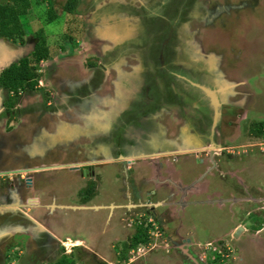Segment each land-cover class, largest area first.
I'll use <instances>...</instances> for the list:
<instances>
[{"label":"crops","instance_id":"1","mask_svg":"<svg viewBox=\"0 0 264 264\" xmlns=\"http://www.w3.org/2000/svg\"><path fill=\"white\" fill-rule=\"evenodd\" d=\"M84 1L88 3L87 0ZM90 1L89 5L93 3L96 7V13L88 17V21L91 23L90 26H94L95 29L101 27L97 29V31L101 30V34L96 37L94 43L97 46L103 41L104 44V46H97L96 48L100 51L96 50V54H91V56L100 57L102 56L101 51H104L105 55L103 58L101 57V61H96L92 58L90 60L86 59L85 63H82L70 59L68 62L58 61L57 64L54 63L51 67H47L44 70L42 68L41 79L46 83L48 90L45 95L49 100L52 96L51 103H53L45 108H42V103H36L37 98L41 99L39 96L41 93L36 95L35 92H30L28 96H24L22 100L19 99L20 101H18L20 103L22 101L26 102V106L17 110H14V108L13 114H11L8 112L7 106L4 105L3 92L0 94V184L6 179V183L9 182L10 187L7 189L8 185L2 186L0 193H10V196L13 197L9 198V200L2 198L0 213L2 215L9 210H14L15 212L18 211L19 207L23 206L24 219L27 221L26 224L19 223L18 225H15V222H11L9 225L0 224V244L5 243V245H8L15 240L23 244L19 247L21 250L20 254L16 251H13L11 255L9 254V259H14L18 264L21 261L23 264H29L28 261H31L32 264H54L63 255L70 256L73 253H67L69 251L62 253L63 251L59 244L64 246L66 243L80 247V251L82 250L83 252L84 250L86 252L91 251L101 260L99 263L92 262L93 260L89 261L85 257L84 263L87 260V264H180V261L184 264H209L208 245L217 239L231 238L239 223L233 221L231 228L217 232L214 236L215 238L206 237L203 239L199 237L196 231L197 226L193 222V216L190 215L191 209L199 205H205L209 208L216 205L218 210H223V207H229L233 211L236 205L238 209L242 208V204H245L242 201H263L264 197L262 194H254L247 183H240L245 184V187L238 192L228 191L226 184L220 187L216 183L215 177H220L221 175H218V173H223L222 170H219V167L223 168L221 163L224 161V159H221V157L223 158L221 154L223 151L221 152V150L227 146L223 145L222 140H220L219 143L212 145V147L216 146L217 149L213 151L210 159H197L191 152L195 148L193 152L203 146L200 143L202 142L200 140L201 137L195 133L192 124L187 119H183L181 123L180 118H177L173 110L175 107H171L170 105L172 104L165 100L163 102L153 101L148 106L140 107V111L144 113H153L150 119L153 120L154 125L159 123L160 128L159 126L157 128L153 126L150 130L141 132L139 129L140 124L138 123L134 127L136 132L130 133V136H125L123 131L114 129L115 123L119 121L118 118L122 116L128 107H132L136 100L144 98L146 95L149 96L150 86L158 88L159 85V89L169 98L172 91L176 92L177 95L183 94L185 90L182 85L178 86L177 90L176 84H181L182 80L185 79L186 73L180 65L172 64L165 60L164 56L167 55V50L163 43H160V37L151 48H149V44H146V48H143V42L136 40L139 37H129L130 39L127 37L126 40H122L123 43H126V46L131 47V45H134L135 49L133 51L139 48V52L141 51L142 54L140 60L126 57L120 58L121 61L118 62L115 61L116 58L109 59L107 57L109 53L112 54L115 51V45L113 46L110 42L113 38H105L106 34L102 31H106L107 28H110V33H113L111 31L118 28L127 32L134 31L132 29L134 26L136 27L134 21L139 20L140 26L137 28L138 30L144 26H149L157 32L160 25H155V21L160 20L163 22V20L167 19V14L170 13L164 8L160 10L156 7V5H166L165 0L160 3H150L148 0ZM177 1L175 0L174 3L176 4ZM183 3L181 4L183 5ZM172 12L174 14L171 15L170 13V16H172L171 21L174 22L177 12L175 10H172ZM174 24L172 23L170 26L173 27ZM116 41L118 40L116 39ZM106 45L108 46L106 47ZM51 50L49 49L50 54L54 52ZM129 51L131 49L125 52ZM132 52H129V54ZM56 58L58 57L50 56L47 59L55 61L57 60ZM150 58L155 63L150 62L148 60ZM90 65L93 67L97 66L94 68L99 73L94 72L91 75L92 71L89 68L92 66ZM149 71L152 74L154 73L151 75L152 78H149ZM224 75L228 81L230 75ZM164 78L165 85L162 86ZM153 79L158 85H154ZM210 81L208 86L203 87V91L208 93L210 98L217 100L218 92H220L225 100H231L235 106H238L237 101H234L237 98L234 97L235 94H228L232 92H227V88H229L227 84H221L219 79L214 76ZM4 92L6 93V91ZM216 93L217 95H215ZM218 98L220 99L219 95ZM213 104L211 101L210 107L204 109L211 110ZM194 105V108H199L197 102ZM115 108L117 111L114 110ZM6 110L9 114L6 117H2V112ZM217 110L221 112L220 105L217 106ZM188 114L194 116L192 113L188 112ZM210 116L215 118L216 115L214 113ZM195 117L198 118L199 116L196 115ZM217 117L221 120V117ZM20 121L21 123H19ZM161 125L168 126L166 132V129L161 128ZM237 130L238 135L236 138L227 137V139L229 138L228 140H234L230 145L241 146L240 141L242 140L240 137L242 133L240 127ZM95 138H98V140H95ZM124 139L131 141L133 147H137V142L149 143L156 151L151 153H136L135 151L134 154L128 157L121 155L118 157L122 159H115L106 143L111 141L115 143L118 140L124 141ZM257 140L258 138L249 140V143L252 145L257 144ZM24 147H27L28 150H26L28 152H26ZM87 148L100 151L97 158L104 160H100L97 164L103 162L112 164L104 170L96 168V178L90 183L92 186L89 193L91 195L99 193L102 196L95 197L90 202H79V199L86 194V191L81 193L83 188L90 187L84 176L77 175L76 179H71L74 180L73 182L67 184L58 183L61 191H57V186L54 191H49V187H46L48 191L40 192L33 181L28 185L20 181V178H17V174H15L18 171L22 172L20 170L22 168H19L20 164L25 163V160L30 163L31 159H36L38 155L45 153L42 159L46 157L51 159V156L56 157V155L60 157V154L64 157L63 159H86V154L83 152ZM65 149L69 151L67 154L63 152ZM181 150L189 151L190 154L189 152L185 154ZM71 151L74 152V156H67ZM172 152L179 154L178 159L173 160V165L169 158L162 160L165 164L159 161L160 155H169ZM26 153L28 154L27 157ZM97 158L93 157L92 159ZM10 159L18 160H15L16 163L12 165ZM121 160L127 163L125 168L121 166V163H112L121 162ZM157 164L158 168L155 167ZM73 165L84 164L70 162L68 166L73 167ZM113 166H118L119 172L123 173L124 176L127 169L132 168L133 173L126 175L127 177H122L121 174L112 172L111 168ZM31 168L27 167L26 169ZM31 171H27V173H31ZM25 173L26 171L22 172L23 177H27L28 174ZM119 177L122 178L120 186L118 185ZM177 185L183 188H179ZM213 185H217L218 188L214 187L215 189H211ZM175 188L176 190H173ZM258 189L261 192L264 191V188L262 189L260 186ZM154 190L156 191L155 194L153 193ZM129 191H133V194L129 193ZM22 194L27 197L26 201L23 200ZM77 195L79 196L77 197ZM29 197L33 200H29ZM214 202H217V204ZM66 209L67 211L72 209L71 213L73 212L77 216L83 215V218L90 214L88 218L98 219V223L102 226L101 229H98L96 224V226L89 223L83 226L80 225V228L78 227L76 230L79 232V238H74L78 234L77 232H71L74 237H68V241L65 243L63 235L68 233L69 230L65 231L66 220L64 215L61 217V214ZM154 212H157L158 215H150ZM15 214L17 213L13 215ZM142 216H146L149 221L152 217L158 222L163 220L166 224H170L168 225L169 227H172L173 224L171 225V223L173 222L174 226L172 229L175 236L172 237L171 235L165 236L166 239L165 237L163 238V230L164 232L166 231V227H163L162 232L150 235L151 240L158 241L156 245L147 247L143 251H138L137 248L136 252L131 247L126 254L129 258L126 261H122L121 254L118 252L112 253L115 247L114 243L124 239L123 241L127 242L126 244H130L133 240L132 234L125 233V231L130 227L140 226L139 221ZM27 217H32L35 221H38L40 226L46 225L48 231V234H45L48 237L46 241L40 240L41 237L38 233L42 231L39 226L33 224ZM235 218L237 217H234V220ZM120 224L125 227L122 228V232ZM113 228H115L114 232L118 237L111 242L110 258L107 259L101 254L105 245L103 240L109 231L113 232ZM148 231L150 232V229ZM120 233L123 234L122 237H119ZM162 239L164 243L159 242ZM168 243L172 246L167 247ZM88 245L94 248L90 249ZM141 245L142 243L138 247ZM4 248H0V264L9 260L8 256L4 255L8 248H5L6 250ZM204 248L205 251L203 252L202 249ZM75 254H79L78 249L73 255L75 256Z\"/></svg>","mask_w":264,"mask_h":264},{"label":"rangeland","instance_id":"2","mask_svg":"<svg viewBox=\"0 0 264 264\" xmlns=\"http://www.w3.org/2000/svg\"><path fill=\"white\" fill-rule=\"evenodd\" d=\"M68 1L69 0H34L33 3L32 0V4L28 10V13L26 14L27 16L25 15L22 19L23 22H21V25L23 29L27 31V34H25L23 39L18 38L16 39V41H13L9 38L10 42L15 46H29L33 44V48L29 50L28 54H24L31 59L34 57L33 53L37 48H39V44L41 43L42 46L46 48V50L48 48L54 51L50 54V56H57V60L52 61V59H44L45 63L44 60L40 61L38 63V66L40 67H38V70H40L41 68H43V70L47 69V67H51L54 63L57 64L58 61L68 62L70 59L82 63H85L86 59L90 60L92 58L93 60L101 61V57L103 58V56L105 55L104 51H101L102 56H91V54H96V50H99L98 48H96L97 46H104L103 41H101V43H99V45L97 46L94 43L96 37H99L98 35L101 34V30L97 31V29L101 27L95 29L94 26H90L91 23L90 21H88V17L96 13L95 5L93 3L92 5H89L91 3L90 0H87L88 3L84 0H77L72 9L70 8V10H65V6L68 4ZM161 1L162 0H148V2L150 3H160ZM165 1L166 5H156V7L160 10L164 8L169 12L171 11L170 4L172 0ZM193 1H177V5L178 7H181L180 9L182 12V14H180V17L183 19L188 18L189 20L188 22L183 23V25L180 26V29L178 28L179 26L175 28L177 37L175 36V38H173L171 42L173 46L171 50L173 51L174 48H177V50L179 51L183 49L186 50V52L183 51L180 53L178 51L179 56L177 60L182 61L183 63L185 62V68L189 67V65H191V63H193L194 61L196 62L195 59L197 58L199 59L198 61L204 62V66L207 69V72L204 68V74H206L203 75L202 79L204 81L211 82V78L213 76L216 77L217 79H219L221 84H227L229 86V88H227V92L229 91L232 93L228 94H235L234 97L237 98H235L234 101H237V108L241 109V107L243 108L244 106L245 108H248L247 117L242 121V118L237 116L236 120L238 122L236 121V124L234 123L235 120L232 122L230 118H222V120L224 119V122H220V124L223 125L219 127L222 136V139L220 140H222L223 145L227 147H224V149L221 150V152L223 151V158L221 157V159H224L225 162L223 161V163H221L223 168L219 167V170H222L223 173H218V175L221 176L215 177V181L219 184L220 187L226 184L228 191L231 190L237 192L243 190L245 187V184L240 183H247L249 184L254 194H262L264 197V191L261 192V190L258 189L259 186L262 189L264 188V0H246L245 3H242L244 0H208L209 2L211 1V5H213L214 8L211 10V12L216 15L219 20L212 22V25H210L209 27H205L203 31H198V23L194 24V22H192L193 14L195 12H198ZM182 2H184L183 5L181 4ZM226 10L228 11V13L226 12ZM170 13L171 15L174 14L172 11ZM170 13L167 14L169 20H171L172 17L170 16ZM56 14H59L60 16L58 17L56 16ZM134 22L136 25V27L134 26V28H132L134 31L127 32L126 30H121L120 28L111 31L113 33L109 32L110 28H107L106 31H102L104 32V34H106L105 38H113L110 42L113 46L115 45V51L113 50L114 52H112V54L109 53L107 55L109 59L116 58L115 61L118 62L121 61L120 58L126 57L140 60L142 54L141 51L139 52V48H136V51H133L135 49V46H126V43H123V41L126 40L127 37L128 39H130L129 37H139L136 40H138V42H143V48H146V44H149V48H151L154 44L157 43L159 37L161 39L160 43L162 44L168 30L171 28L168 23L162 24L160 20H157L155 21V25H160L157 32L152 30L149 26H144L140 30H138L137 28H139L140 26V21L135 20ZM168 22L170 23L171 21ZM172 23L173 22H171L170 24ZM38 32L39 34H41V36L37 34ZM155 33L156 35L154 36ZM42 38L47 39L45 40V44L43 42L44 39ZM116 39L118 41H116ZM31 41L32 43L29 44L28 42ZM107 46L108 45H106V47ZM130 49L131 51L129 52L133 51L132 53L129 54V52H125ZM148 60L152 63H155V61L151 58ZM16 61L17 60H15L14 62ZM102 62L105 63L104 61ZM42 64L43 66H41ZM94 67L92 66L91 68H89V70L92 71L91 75H93L94 72H97ZM148 74L149 78H152L151 75H153L154 73L152 74V72L150 73L149 71ZM224 74L230 75L228 81L226 80ZM164 80L165 78L163 79L162 86L165 85ZM230 81L234 83H231ZM153 82L154 85H158L156 84L154 79ZM37 85H39V83ZM44 85L45 86H42L41 88H38L36 86L33 90H29L28 88H20L18 90V96L15 93H11L8 98L14 101V106L9 107V101L6 104L8 112L11 113L10 109L15 108L14 110H17L22 107L24 108L26 106V102L22 101V103H20L18 101L22 100L24 96H28L30 92H35L36 95H38L37 93H41L39 95L41 99L37 98L36 103H42V108L52 105V96L50 97V100L47 99L45 93H48V90L46 88V83H44ZM180 85L181 84H176L177 90L178 86ZM149 88V97L152 99V102H163L165 100L169 102V104H172L170 105L171 107L173 106L175 108L180 105L178 104V98L180 96L182 97V94L177 95L176 92L172 91L171 97L169 98L161 89H159V85L158 88H153L152 86H150ZM114 110H116V108ZM186 110L187 112L192 113L194 117L196 115L202 118L205 117V114L202 111L194 108L190 104L186 105ZM6 116L7 113L2 112V117ZM14 118L13 120H15ZM177 118H180L179 120H181V123L183 122L182 116L177 115ZM19 123H21V121ZM187 123L186 125H188ZM158 126L159 123H155L154 128H157ZM167 127L161 125V128L166 129L165 132L167 131ZM238 127H240V131L242 133L240 137V139L242 140L240 141L241 146L235 144L230 145L232 142H234V140H228L229 138L227 139V137L229 136L231 138H236L238 135ZM256 138H258L256 142L257 144L252 145L249 143V140H254ZM67 156H74V152L71 151ZM110 165H112L110 164V162H103L100 163V165H98L97 167L98 169L100 168L104 170ZM111 170L113 173L117 172V174H121L118 170V166H113ZM56 174H58V172ZM126 175L128 176V174ZM126 175L124 176L123 173L121 174L122 177H127ZM119 178L120 179H118V185L120 186L122 178ZM240 178H242L243 180ZM91 186L92 184H90L89 188H83V192L81 193H84L86 191V194L84 197L79 199L80 203L90 202L95 197L102 196L99 193L96 195L95 193H93V197V195L88 193L89 191H91ZM177 186L179 188H183L180 185ZM214 187L218 188L217 185H213L211 186V189H215ZM59 190L60 189L58 185L57 191ZM173 190H176V188ZM41 191L45 192L48 190L44 188ZM129 193L133 194V191H129ZM78 196L79 195H77V197ZM251 201L252 202H249V200L242 201V203L245 204H242V208L239 209L236 205L234 207L235 212L234 210H230L229 207H223V210H218V206L216 205L214 206L216 208H209L205 205H199L191 209L190 215L194 218L193 222L197 226L196 231L200 238H215L214 236L217 232H220L222 230L226 231L231 228L233 226V221L239 223L238 227H242V231L238 235H235L238 229L237 228L231 238L229 237L228 239H217L215 242L212 241L209 246L211 247L210 250H218L220 252L222 251V253L219 254L217 252L220 256L216 259V261H208L209 264H264V200ZM214 203L217 204V202ZM71 210L72 209H69L67 211L66 209V211L61 214V217L62 215H64L66 220L65 231L67 229L69 230L68 233H65L63 235V240L65 243L68 241V237H74L72 236L71 232H77L76 230L78 229V227L80 228V225L83 226L89 223L92 225L94 224L93 226L97 225V228L101 229L102 226L98 223V219H91V217L88 218L90 214H87V216L83 218V215H74L73 212L71 213ZM14 213L18 214L19 212L4 213L8 216V218L6 219L9 222L18 221L15 219L18 215H13ZM234 217L237 218H235L234 220ZM152 219L153 220L150 222L146 216H142L140 221L138 220L139 225L144 226L145 224H148L150 229L149 235H156L158 234V232H162L163 227H166V231L164 232L163 230L162 237L164 238L165 236L171 235L172 237L175 236L172 229V227L174 226L173 222L171 223V225L173 224L172 227H169L168 225L170 224H166L163 220L158 222L153 217ZM125 224L127 226L126 222ZM15 225H18V223H16ZM119 226L122 232V228L125 227L122 224H120ZM112 231L113 232L109 231L104 240L101 238L103 240V244L105 243L103 252L101 251V254L104 255V257L107 259L110 258L109 251L111 248V242H113V240L118 237L114 232L115 228H113ZM141 231L143 232L142 227L140 228V233ZM138 232V227H130L125 231V233L132 234V244H134L135 235H138ZM77 233L78 236L75 235L76 237L74 238H79V232ZM122 236L123 234L120 233L119 237ZM40 240L44 242L47 239L44 237ZM123 240L120 239L116 241L114 243L115 247L112 250L113 254H115L116 252L121 254L122 261L123 257H125L128 251V247H126L125 245L127 242ZM160 241L164 243L163 239L159 240V242ZM66 244L68 245L67 247L59 244L63 251L62 253L64 254L69 251L67 253L73 252L72 254H74L77 249H74L75 247H72L70 243ZM16 245L23 244L15 240L14 243H11V245H7L9 246L7 250L4 248L6 250L4 255L8 256V259L9 254L11 253V249L13 250V247H15ZM171 246L172 245L168 243L167 247ZM88 247L90 249L94 248L89 245ZM135 247L133 248H138V246ZM202 250L204 252L205 248ZM76 254L74 256V260H76L77 264H87L88 261L86 260L84 263V258L91 257V251H84V253L82 254L83 258L81 256L79 257ZM127 256L128 255H126V257ZM28 263L32 264L31 261H28ZM179 263L184 264L182 261H180ZM14 264H18V262H15ZM19 264H23V262L21 261Z\"/></svg>","mask_w":264,"mask_h":264},{"label":"flooded vegetation","instance_id":"3","mask_svg":"<svg viewBox=\"0 0 264 264\" xmlns=\"http://www.w3.org/2000/svg\"><path fill=\"white\" fill-rule=\"evenodd\" d=\"M174 1L175 0H172L171 4H170V10L171 11L175 10L177 12V15H176V18L174 19V22L169 20L168 17H167V19L163 20V22H162V23H166V24L168 23L169 26L172 25V24H170L171 22L175 23L173 25V27L170 26L171 28L168 30L167 35L165 36L166 39L163 41V45L165 46V49L167 50V55H165L164 57H165V60L169 63L180 65L181 67L183 66L184 69L183 68L182 69L186 73L187 77H185L186 76L185 75L184 76L185 79H183L181 82V85L184 88L185 92L182 94L183 95L182 97L180 96L178 98L179 99L178 104H180V105L178 107L174 108L173 110L177 115H180L182 117L184 116L183 119H185V120L187 119V121H189V123L192 124V126L195 130V133L199 137H201V139H200L202 141V142H200L201 145H205V143H209V142L211 143V141L216 140V137H218L217 135H218L219 127L223 126L220 124V122L223 123L224 119L230 118V120H232V122L235 120L234 123L236 124V121H237L236 117L237 116H239L240 118H243V119H245L247 117L248 108H245V106L243 108L241 107V109L237 108V106H235L231 100H224L223 94L218 92V95L220 97V101L222 102L221 103V111H222V118H224V119L223 120L221 119L222 121L217 122L216 126L214 127V117L210 116V115L214 114L215 109H211V110H205L204 109V108L210 107L209 105H211V101L214 103V100L209 97L208 93L203 91L204 90L203 87L204 86L206 87L209 84V82L204 81L202 79L203 75L206 74V73L204 74V68H205L204 62L198 61L199 59L197 58L196 62L194 61L193 63H191V65H189V67L185 68L184 67L185 62L183 63L182 61H177L178 56H179V54H178L179 50H177V48L176 49L174 48L173 51L171 50L173 48L171 42H172L173 38H175V36L177 37V32L175 31V28L177 26H179L178 28L180 29L181 28L180 26L183 25V23L188 22V20H189L188 18L183 19L180 17L181 16L180 14H182L181 9H180L181 7H178L177 3L175 4ZM245 2H246V0H244L242 3H245ZM193 3H195V6H196V9L198 12H195L193 14L192 22H194V24L198 23V27L196 26L198 31L199 30L203 31L205 29V27H209L210 25H212V22L219 20V18L216 17V15H214L211 12V10L214 9L213 5H211V1L209 2L208 0H204V1L194 0ZM171 11H169V12H171ZM226 12L228 13L227 10H226ZM217 15H219V14H217ZM168 21H171V22L169 23ZM199 25H200V27H199ZM32 41H34V40H32ZM32 41L28 42V43L31 44ZM183 51L186 52V50L183 49V50H180L179 53L183 52ZM19 57L20 56H17L16 60H20V59H18ZM161 59H162V57H161ZM205 71L207 72L206 68H205ZM2 96L4 99V105H6L7 102L9 101V98L6 95V93L4 92V90H3ZM195 102H197L199 104L198 109L205 114L204 118H202L200 116L198 118L192 117L188 114V112L186 110V105L190 104L194 107ZM151 103H152V99L147 95L144 98H140V99L136 100L135 104L132 105V107L131 106L128 107L127 110L123 112L122 116H120L118 118L119 121L117 120L118 122L115 123L114 129L115 130H121V132L123 131V133H124L123 135H125V136H127V135L130 136V133L132 134L133 132H136L134 127H136V125L138 123L140 124L139 129L141 130V132H143L144 130H146V131L150 130L154 126L153 120L150 119L152 117L151 114H153V113L152 112L144 113L143 111H140V107L141 106L143 107L146 105L148 106ZM4 109H5V106H4ZM12 111H13V109H11V114H13ZM155 111H157V110H155ZM5 112H7V111H5ZM8 114L9 113L7 112V115ZM203 124L206 125V129H209L207 131L208 135H205V136L202 135V131H201V127L203 126ZM213 127L215 128V130L217 132V133H215L216 136H211ZM95 140H98V138H95ZM96 142H98V141H96ZM203 142H205V143H203ZM106 145H107V147H109V150H111V153L113 154V156H115V159H122V158L118 157L121 155L128 157V156L134 154L135 151H136V153H141V152L142 153L143 152H150L151 153V152L156 151L154 147H152L149 143L146 144L145 142H139V143L137 142V147L134 146L135 147V149H134L133 145L131 144V141H129V140L126 141L125 139H124V141L118 140L115 143L111 141L109 143H106ZM199 148H200V150L193 152L196 149L195 148L191 152L193 155L196 156L197 159H205V158L210 159L211 158L212 151H214V150L210 149L209 145L207 147L205 146L204 148H203V146H200ZM171 150H173V149H171ZM63 152L65 154H67L69 151L67 149H65V151H63ZM83 153L86 154L85 155L86 159L85 158L84 159H63L64 157H62L61 154H60V157H58L56 155V157L51 156V159H49V157H46L48 159H46V158L42 159V157L45 153L42 155H38L36 159H31L32 163L28 162L30 164V166H34V169L31 171V173L26 172L25 174H28L27 177H30L32 179L33 183L37 186L39 191H41V189H44L46 187H49V189H48L49 191H54L57 188L58 183L67 184L69 182H73L74 180H71V179H76L77 175L84 176V178H86V181L88 182V184H90L96 178V168L98 165H100L99 163L97 164V162H99L100 160H104V159L97 158L100 154V151H98L97 149L87 148V150L85 149ZM189 154H190V152H189ZM221 154H223V152ZM178 155L179 154L172 152L169 155H162V156L160 155L158 159H160L159 160L160 162H163L162 161L163 159L169 158V160L171 161V163L173 165L174 164L173 160L178 159V157H179ZM93 157H96L97 159H92ZM123 161L124 160H121V162L117 161V162H112V163H121L123 165V163H122ZM70 162H75V164L81 163L84 165H73V167H69L68 165L70 164ZM155 167L158 168V164L155 165ZM57 172H58V174H56ZM128 173L129 174L133 173V169L132 168L129 169ZM16 176H17V178H20V181H22L23 183H26L27 177H23L22 172H19ZM6 181L7 180L5 179V180H3V183L0 184V190L2 189V186H4V185H8L7 189L10 188L9 182L6 183ZM50 187H52V188H50ZM13 188L15 189L14 186H13ZM7 192H8V190H7ZM153 193L155 194L156 191L154 190ZM2 198H6L7 200H9V198H13V197L10 196V193H6V192L2 193L1 192L0 193V202L2 201ZM22 198L24 201L27 200V197H24L23 194H22ZM29 198H30L29 200H33L31 197H29ZM21 207L23 208V206H21ZM2 215H4V214H2ZM2 215L0 213V224L1 225L11 224V222H9L6 219V218H8L7 215H4L3 217H1ZM17 215L18 216L16 217V220H18V221L15 223L26 224L27 221H26V219H24L25 216L21 212L18 213ZM153 215L156 216V215H158V213L154 212ZM44 226H46V225H44ZM42 233L43 232L38 233L40 235V237L41 238L45 237L46 239H48V237ZM8 245H11V242ZM1 247L2 248H4V247L9 248V246H7V244L5 245V243L0 244V248ZM17 247H20V245ZM74 249H80V247H75ZM16 252L18 254H20L21 250L19 248H17ZM91 256H94L93 261H94V259H95V262H98V263H99V261H101L93 253H91Z\"/></svg>","mask_w":264,"mask_h":264},{"label":"trees","instance_id":"4","mask_svg":"<svg viewBox=\"0 0 264 264\" xmlns=\"http://www.w3.org/2000/svg\"><path fill=\"white\" fill-rule=\"evenodd\" d=\"M36 1V0H35ZM77 0H69L67 5L65 6V10H70L74 6ZM34 3V0H33ZM32 4V0H0V37L10 38L14 41L16 39H23L27 31L23 29L21 22L24 16L28 13V10ZM52 13V10H51ZM27 16V15H26ZM38 16V15H37ZM38 18V17H37ZM38 35L39 32L37 33ZM44 39V38H42ZM44 39V44H45ZM72 40V39H71ZM24 41V40H23ZM41 42V41H40ZM39 42V43H40ZM38 43V44H39ZM34 57L31 59L30 57H23L17 62L13 63L10 67L5 69L0 75V87H2L6 94L9 95L12 92L17 96L19 94L20 88H28L29 90H33L35 86L38 84L39 78V70L38 63L41 60L47 59L50 57L49 49L42 46V43L39 44V48L35 50L33 53ZM34 60V61H33ZM40 68V67H39ZM9 107L14 106V101L9 100ZM142 227L143 232L140 233V228ZM139 232L138 235H135L134 244L133 240L130 245L125 244L128 248V251L131 247L138 246L142 243L146 244L149 240L148 227L145 225L138 226ZM136 248V247H135ZM81 249V248H80ZM78 249V256L83 258V251ZM208 261H216V259L220 256L216 251H208ZM129 257L125 255L123 257V261H126ZM89 261L93 260V256L88 257ZM95 262V261H92ZM54 264H77L76 260H74V255H63L61 259H59Z\"/></svg>","mask_w":264,"mask_h":264},{"label":"water","instance_id":"5","mask_svg":"<svg viewBox=\"0 0 264 264\" xmlns=\"http://www.w3.org/2000/svg\"><path fill=\"white\" fill-rule=\"evenodd\" d=\"M14 44H12L10 41L6 40V39H0V74L1 72L5 69V68H8L10 67L14 61L16 60V57L17 56H20L19 58H21L22 56H25L26 54H28L29 50L33 48V45H30V46H15ZM25 54V55H24ZM18 58V59H19ZM0 94H1V89H0ZM25 150L27 149V147H24ZM28 150V149H27ZM26 150V152H28ZM181 151H184V150H181ZM189 151H184V153H187ZM183 153V152H182ZM213 153V151H212ZM27 153H26V157H27ZM15 160H18V159H10V162L12 165H14L16 163ZM20 160V159H19ZM25 163L23 164H20L19 168H22L20 170L23 171H31V169L33 170L34 169V166H30V164L27 163V161L25 160L24 161ZM127 162V161H126ZM128 162H131V161H128ZM127 163H124V166L126 165ZM29 165V166H28ZM27 167H32L31 169H26ZM18 172H16L15 174H18ZM1 175V174H0ZM32 182V179L30 177H27L26 179V184L30 185ZM15 209V208H14ZM1 210V209H0ZM6 212H14V210H9V211H6ZM15 212H21L23 215H24V211H23V208L22 207H19L18 208V211H15ZM27 219L29 221H31L33 224H35L36 226H39V229L44 233V234H48L47 232V228L45 226H40L38 223V221H35V219H33L32 217H27ZM46 230H45V229ZM242 231V227H238L235 235H238L240 232ZM190 256V255H189ZM191 257V256H190Z\"/></svg>","mask_w":264,"mask_h":264},{"label":"clouds","instance_id":"6","mask_svg":"<svg viewBox=\"0 0 264 264\" xmlns=\"http://www.w3.org/2000/svg\"><path fill=\"white\" fill-rule=\"evenodd\" d=\"M56 16H60L59 14H56ZM0 39H6V40H8V41H10V39L9 38H6V37H0ZM14 41V40H13ZM25 57H27V56H25ZM21 58H23V57H21ZM21 58H19V59H21ZM18 61V60H17ZM16 61V62H17ZM42 61V60H41ZM42 66V65H41ZM7 69V68H6ZM41 72H42V68L39 70V78H38V83H39V85H36L38 88H41L42 86H45L44 85V81H42V79H41V76H42V74H41ZM2 74V73H1ZM35 86V87H36ZM0 89H1V93L3 92V88L2 87H0ZM5 91V90H4ZM13 93V92H12ZM215 95H217V93L215 94ZM8 96H10V94L8 95ZM214 97V96H213ZM224 97V96H223ZM224 100H225V98H224ZM221 101H220V99L218 98V95H217V100L215 99L214 100V104H213V106H212V109H215V111H214V113H215V118H214V127L216 126V124H217V122H219V121H221L220 120V118H218L217 116H219V117H221V119H222V111L220 112V111H218L217 110V106L218 105H220L221 106ZM215 105V106H214ZM220 114H221V116H220ZM192 117H194V116H192ZM212 128V135L211 136H216V134L215 133H217L216 132V130H215V128ZM209 129H206V125H204L203 124V126L201 127V131H202V135L203 136H205V135H208V131ZM218 137H216V140H213V141H211V143L209 144V143H205V142H203V143H205V145H203V148L206 146H208L209 145V148L210 149H213V150H215L216 148V146L215 147H212V145L213 144H217V143H219L220 142V139H222V136H221V131L219 130L218 131V135H217ZM114 161V160H113ZM123 163V165L121 164V166L122 167H124L125 168V166H124V162H122ZM128 170L129 169H127V173L126 174H129L128 173ZM24 211V210H23ZM25 213V212H24ZM155 219V218H154ZM153 219L151 218V220H150V222L152 221ZM145 226L147 227L148 226V224L146 225L145 224ZM151 226V225H150ZM148 228H149V226H148ZM148 233H149V231H148ZM158 241H155V240H151V238H150V235H149V240L147 241V243L146 244H143V245H141V246H139L138 247V250L140 249V248H143L144 250H145V248H147V246L148 247H150V246H152V245H156V243H157ZM13 243H14V241H13ZM66 245V246H65ZM64 246L65 247H67L68 245L67 244H65ZM18 245H16L15 247H13V250L11 249V253H10V255L11 254H13V251H16L17 250V248H19V247H17ZM73 247V246H72ZM74 247H76V246H74ZM135 250V252L137 251V249H134ZM216 252H218V250H215ZM219 253V252H218ZM220 254V253H219ZM16 261L14 260V259H9L8 261H6L5 262V264H14Z\"/></svg>","mask_w":264,"mask_h":264},{"label":"built area","instance_id":"7","mask_svg":"<svg viewBox=\"0 0 264 264\" xmlns=\"http://www.w3.org/2000/svg\"><path fill=\"white\" fill-rule=\"evenodd\" d=\"M210 245H208V249H209V251H210V249H211V247H209ZM148 247V246H147ZM207 249V248H206ZM144 249L143 248H140L138 251H143ZM213 251H215V250H213ZM220 254L222 253V251L220 252V251H218Z\"/></svg>","mask_w":264,"mask_h":264}]
</instances>
